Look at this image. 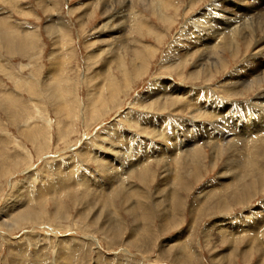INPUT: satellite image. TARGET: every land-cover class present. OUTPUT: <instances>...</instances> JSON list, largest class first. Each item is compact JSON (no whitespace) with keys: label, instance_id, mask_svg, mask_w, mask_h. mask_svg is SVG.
<instances>
[{"label":"rangeland","instance_id":"1","mask_svg":"<svg viewBox=\"0 0 264 264\" xmlns=\"http://www.w3.org/2000/svg\"><path fill=\"white\" fill-rule=\"evenodd\" d=\"M17 1L0 0V17L7 18L0 24V33L6 31L0 39V264H264L257 241L264 236V186L249 187L264 166L236 191L219 187L230 182L221 178L235 165L205 147L188 150L192 114L171 107L170 94L155 97L184 85L187 93L202 89L222 100L228 76L253 59L255 40L240 41L237 57L221 48L210 82L192 76L203 47L184 40L196 54L181 70L172 66L177 45L201 14L240 24L249 13L263 18L264 0H166L169 9L154 0V10L138 6L116 25L122 32L113 46L105 24L129 10L113 0L111 11L92 0ZM117 53L126 66L113 64L108 74ZM263 90L254 85L234 100L252 102ZM207 123L202 120L203 129ZM161 150L168 154L161 157ZM255 151L257 160L264 158V144ZM140 168L150 169L143 180L136 176ZM117 172L121 179L111 178ZM129 184L140 194L131 195ZM136 203L140 210L133 211Z\"/></svg>","mask_w":264,"mask_h":264},{"label":"bare ground","instance_id":"2","mask_svg":"<svg viewBox=\"0 0 264 264\" xmlns=\"http://www.w3.org/2000/svg\"><path fill=\"white\" fill-rule=\"evenodd\" d=\"M92 1H93L92 3L95 5L103 4L104 6H108L106 8V10L109 9V11H111V9H112V6H110V4L108 5V0H92ZM44 2L46 3L45 0H43V3ZM90 2L91 1H89V3ZM154 2H155L154 0H113L112 5L120 4V6L126 8V9H129V10H127L128 11L127 14H125V15L122 14L123 17L120 18L119 21H117V19L115 21L111 20V19H113V17H112V15H109V21L111 20L110 22H113L112 25H111V23L105 24V26L108 27V29H110L109 33L107 35L108 38H106V41L108 42L109 46L110 45L113 46V44L115 45V43H114L115 40L120 39L119 34H120V32H122L121 31L122 28H120L116 32L115 28H116L117 24H118V26H117V28H118L119 26H121L120 24H121V22H123L124 19L126 20V18L127 19L132 18L134 16V11H136L135 8L138 6H139L138 8H142L146 12L154 10V7H155ZM258 2H260V0H258ZM89 3H86L84 5V6H87L88 13H89L90 5H91ZM159 3H161L163 9H169L170 8L169 1L163 0L161 2L159 1ZM255 3H256V0H253L252 4H255ZM16 4H18V3H16ZM258 4L259 3H257V6H258ZM215 6H216L215 3L211 4V7L213 8V10H215ZM247 7H248V9H253V7L251 5H248ZM254 8H255V6H254ZM132 9H133V11H132ZM206 9L208 12V9L210 10V7L206 8ZM138 14L141 15L142 13L141 14L138 13ZM1 15H2V13H0V16ZM202 16H203V18H202ZM208 17H210L212 21L206 22V20H208ZM244 17H245V20H243L240 24H234L233 19L231 17L224 16L223 14H219V15L214 14V13L201 14V16H199L196 20H193L191 22L194 25L191 27H194V29H188V31H184V33L182 34V39H181V41H179V43L177 45L178 46L177 53H176V55L173 56V58H176V59H175V61H173L174 63L172 64V66L174 68L176 67L178 69L183 70L185 68V65L196 54L195 53L196 51L194 53H191V49H189V47L186 46V42L184 40H188L189 43H192L195 46L193 49H196L198 47H203L204 51L201 53L200 62L198 63V65L201 66V68H200V70L196 69V72H195L196 75H192V76L195 78H198L204 74V77L206 78V80L210 82V80L212 78V73H213L210 69V65L212 66V64H215V66L218 68L217 59L219 58L218 55L220 53L221 48L222 49L223 48L224 49H231L235 53L234 57H237L240 54V51H238L239 47H241V46H239L240 41H242L243 43L248 45V43L251 44L252 41L255 40V52H254L253 59L250 61L247 60L248 64H242L243 66H241V69H236L232 74H230L228 76V81L225 83V87H226V90L224 91L225 95L222 98H220L222 100H220V101L214 100L212 98V96L208 95L205 92H202L203 91L202 89L190 90L187 93L186 92V86H184V85H182V87H180L179 85H170V90H171L170 93L165 91L162 94L155 95L156 99H161V98H164L166 95L170 94V106L171 107H173L175 109H176V107L181 108V109H178V111H180V113H183V114L187 113V114H189V116H190V114H192V117H191L190 122H189V124L190 123H192V124L190 126L188 125V129H186V130H188L187 133H189V134L185 133L187 135V137L192 135V139H193L191 144H189V145H187V143L185 144V147H188V150H190V148H194L195 151H198V150L202 149V147H205V148H208L211 151H213V153H216L215 155H217L218 157H219L218 153H221L220 154L221 156H222V154H223V156L227 155L228 160H230L235 165V167L232 169L226 168L227 171L225 173H223L221 180L223 179L225 181L228 179V182H229V179H230V182L226 183V182L221 181L222 185H220L219 187L229 188L232 191H236L237 185H239V187H241L242 183L245 181H247L245 183L248 184L249 175L250 174L254 175L253 171L257 170V167L260 168V170H262L261 167L263 168V166H264V165H262V163L264 162V158L260 157V159H258V160L255 158L256 157L255 147L259 144H264V90L262 92L257 93L256 98L252 102L248 101V102H243L241 104L235 102L236 97L239 94L241 95L244 92L249 91L251 88H253L254 85H259V86L264 85V17L261 18L260 16L258 17L257 15L253 16L252 13L246 14ZM167 18H168V16H167ZM6 19H5V17H0V24H2V22L4 23L6 21ZM56 20L57 19L55 17H52L50 19V23L55 25ZM211 22H213V23H211ZM8 25H10L9 22H8ZM8 25H6V26H8ZM4 26H5V24H4ZM146 26H148V25H146ZM63 28H65V27H63ZM147 30H149V29H147ZM5 32L6 31H4V33ZM4 33H0V39H1V37L4 36ZM151 34H152V32H151ZM25 35L27 36V33ZM147 35H148V33H147ZM191 40H193V42ZM118 41L116 42L117 44H119ZM121 41H123V40H121ZM116 48H117V46H116ZM126 48H127V46H126ZM180 48H182V51L180 50ZM186 50H189V51L187 52ZM198 51H200V49H198ZM136 52L137 51H135L134 53L136 54ZM118 53L112 55L113 56L112 61L110 60L108 66H107L108 67V69H107L108 74L111 73L110 72L111 70H113L112 67H110L113 64L119 66L120 67L119 70H122V68H124L123 66H126V65H124V63H122L121 55ZM216 55H217V57H216ZM135 59H137V58H135ZM176 61H178V62H176ZM218 62H220V61H218ZM193 65H195V62L193 63ZM198 65L195 68H198ZM221 67H222L221 70L226 69L225 64L221 65ZM166 87H168V86H165V88ZM181 90H183L182 93H180ZM244 96H245V94H244ZM229 98L231 99V101ZM194 108H197L198 111L191 112L190 110H193ZM205 119L208 121V123L205 125V128L203 129L201 122H202V120H205ZM202 129H203V131L201 132ZM176 130L177 129H175V131L173 130L174 131L173 134L175 136V144L178 145V150H179L181 147H180V141L176 140L179 137ZM206 132H208V138H206V135H204L205 136V137H203L204 142L200 143V144H203V146H202V145L197 143V139H199L200 134L203 135ZM162 135H164V134H162ZM183 137H185V136H183ZM195 151L193 150V153ZM160 152L161 153H159V154L161 155V157L164 156V153L168 154L167 151L161 150ZM263 153H264V151H263ZM198 154L199 153L196 152L193 155L195 156ZM217 156H214V158L218 159ZM161 157H159L160 160H161ZM159 158H157V159H159ZM114 161H116V160H114ZM143 161H145V160L143 159ZM147 163H146V165H147ZM190 163H189V165H190ZM139 164H140V162H139ZM142 165H143V163H142ZM142 165H141V167H142ZM167 165H169V164H167ZM172 166L173 165L171 164L170 165V167H171L170 172L173 169ZM143 167H144V165H143ZM112 169L114 171L113 167H112ZM118 169L121 170L120 167H118ZM140 169L141 170L138 172V175H136V176H138L141 180H143V178L145 177V174L147 172H149L150 169L149 168L148 169L147 168H143V169L140 168ZM174 169H173V171H174ZM109 170L112 171L111 169H109ZM230 172H232V174ZM171 173H173V172H171ZM175 173H176V171H175ZM118 175L119 174L117 172V175L111 174L110 176H111V178H113V177H117ZM118 177H119V179H121L120 175ZM173 179H174V177H173ZM108 182H109V180H108ZM179 182H180V184L183 185L184 181H183V179H180ZM170 184H172V183H170ZM258 184L260 186H264V169L261 172V174L259 175V179L257 181L252 180V184L249 185V187L258 186ZM131 186L129 184V188H130L129 191H130L131 195L134 194V196H135V195L140 194L138 192V188H136L134 185H131ZM172 187H174V183H173ZM247 187H248V185H247ZM212 190L216 191L217 189L213 188ZM253 190H257V187H254ZM241 191L242 190H239L233 194L237 195L238 192L240 194ZM252 192H254V191H252ZM224 193H227V192H224ZM111 196L113 197V193L110 196H108L106 200H104L105 204L109 205L111 203V201H112ZM114 196H116V195H114ZM127 198H128V196H127ZM137 200H140V198L138 197ZM137 207L139 208V205L136 203V206L133 207L134 208L133 211H136ZM139 210H140V208H139ZM263 227H264V223L262 225H260V228H263ZM227 229L231 230V231H235V230H233L234 229L233 226H229V227H227ZM219 230H223V224ZM237 231L240 232V228H237ZM238 232H235V233L238 234ZM261 232H264V231L261 230ZM232 233H234V232H232ZM258 238H259V240H257V241L260 243L262 248L259 247V249H258V247H257V249H258V251H261V261H263L264 260V241H263L264 236L261 238V235H258ZM219 239L221 240V238H219ZM231 243L234 245L233 242H231ZM249 244H250L249 248H250V250H252L255 246L253 243L251 244V242H249ZM182 249H183V247H182ZM230 249L232 252L233 247H231ZM235 252H236V249H234V253ZM234 253L232 252V254H234ZM225 257L227 258L228 255H226ZM179 258H180V260H182L181 256ZM186 258H187V256H186Z\"/></svg>","mask_w":264,"mask_h":264}]
</instances>
